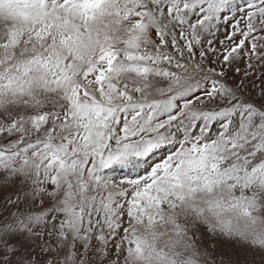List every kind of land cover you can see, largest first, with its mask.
<instances>
[{
	"label": "snow or ice",
	"instance_id": "snow-or-ice-1",
	"mask_svg": "<svg viewBox=\"0 0 264 264\" xmlns=\"http://www.w3.org/2000/svg\"><path fill=\"white\" fill-rule=\"evenodd\" d=\"M0 264H264V0H0Z\"/></svg>",
	"mask_w": 264,
	"mask_h": 264
},
{
	"label": "trees",
	"instance_id": "trees-1",
	"mask_svg": "<svg viewBox=\"0 0 264 264\" xmlns=\"http://www.w3.org/2000/svg\"><path fill=\"white\" fill-rule=\"evenodd\" d=\"M165 155H166V151L158 152L149 160V163H151L152 161H159L161 157Z\"/></svg>",
	"mask_w": 264,
	"mask_h": 264
}]
</instances>
